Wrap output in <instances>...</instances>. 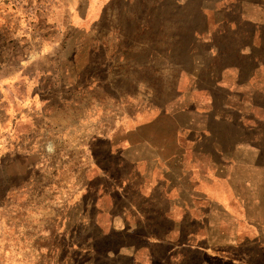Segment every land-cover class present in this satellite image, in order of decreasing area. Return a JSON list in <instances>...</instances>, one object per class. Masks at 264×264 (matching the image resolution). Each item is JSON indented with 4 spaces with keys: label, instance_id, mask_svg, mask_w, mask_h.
I'll return each mask as SVG.
<instances>
[{
    "label": "rangeland",
    "instance_id": "rangeland-1",
    "mask_svg": "<svg viewBox=\"0 0 264 264\" xmlns=\"http://www.w3.org/2000/svg\"><path fill=\"white\" fill-rule=\"evenodd\" d=\"M165 1L119 0L80 26L40 20L35 29L0 4V264H62L69 238L87 244L89 264H264V223H200L210 209L204 201L176 212L168 198L166 211L141 207L150 204L142 196L150 184L115 145L137 114L181 110L183 76L194 75L199 89L215 77L201 0ZM228 25L235 35L215 37L225 46L216 53L219 64L225 70L237 62L256 75L235 87L234 103L245 106L241 99L249 97L264 111V30L240 20ZM48 39L51 59L41 52ZM22 73L31 76L27 82ZM226 94L215 92L216 105ZM254 116L249 122L264 154V116ZM85 188L102 189V196L80 195ZM84 197H104L125 217L128 205L138 204L139 218L113 223V230L110 223H73L83 219ZM126 249L131 258L122 256Z\"/></svg>",
    "mask_w": 264,
    "mask_h": 264
},
{
    "label": "crops",
    "instance_id": "crops-1",
    "mask_svg": "<svg viewBox=\"0 0 264 264\" xmlns=\"http://www.w3.org/2000/svg\"><path fill=\"white\" fill-rule=\"evenodd\" d=\"M117 1L0 0V4L15 8L21 19L35 29L40 20H67L68 27L71 21L74 24L79 21L80 26L81 22L100 18L102 12ZM201 3L202 17L206 20V29L201 34L207 37L214 59L211 63L216 69L211 86L194 88L196 77L186 74L181 80L185 88L177 101V104H183L181 110L177 113L145 111L137 114L127 120L128 127L117 135L115 145L120 148L121 157L127 163L135 164L150 184L142 193V196H150V204L141 207L149 211H166L161 202L165 203L168 198L176 212L182 211L184 204L204 201L210 209L207 218L200 223H264V154L258 144L257 130L249 122L251 114L258 119L264 116V111L259 110L256 103L252 105L249 97L244 102L241 99L245 106L234 103L240 102L235 87L238 84L247 87L256 75L254 71L240 70L237 62L224 70L218 62L221 56L216 53L225 46L215 42L216 36L235 35L232 30H227L230 21L240 20L246 26L254 24V28L257 25L262 35L264 0H201ZM232 5L237 7L236 11L232 12ZM231 15L236 19H231ZM228 46L229 50L236 47ZM41 52L42 58H54L53 40H46ZM27 66L24 63L21 67ZM30 77L27 73L20 74L23 82ZM261 78L259 83H264V74ZM220 90L227 94L224 102L216 105L214 94ZM168 174L173 178H167ZM92 191L96 197L102 196L99 194L102 189L97 188H85L80 195L94 196ZM83 201V219L73 223H110L111 226L125 221L135 223L139 216L135 217L134 213L141 211L138 204H129L127 213L130 215L125 217L115 214L112 204L104 197L95 200L84 197ZM92 211L100 214L93 217ZM66 244V248L62 247L67 253L61 258L62 264H89L84 257L89 249L85 242L69 238ZM129 250L126 249L122 256L131 258Z\"/></svg>",
    "mask_w": 264,
    "mask_h": 264
}]
</instances>
